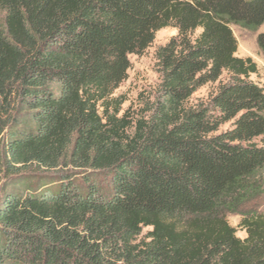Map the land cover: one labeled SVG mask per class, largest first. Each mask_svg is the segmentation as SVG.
Wrapping results in <instances>:
<instances>
[{"label": "trees", "instance_id": "trees-1", "mask_svg": "<svg viewBox=\"0 0 264 264\" xmlns=\"http://www.w3.org/2000/svg\"><path fill=\"white\" fill-rule=\"evenodd\" d=\"M263 23L264 0H0V264H264V213L243 239L226 217L264 192V87L231 28ZM165 27L134 118L115 91Z\"/></svg>", "mask_w": 264, "mask_h": 264}, {"label": "rangeland", "instance_id": "rangeland-1", "mask_svg": "<svg viewBox=\"0 0 264 264\" xmlns=\"http://www.w3.org/2000/svg\"><path fill=\"white\" fill-rule=\"evenodd\" d=\"M231 28L238 41L237 55L243 58L251 57L258 65V72L251 74L249 79L264 87V54L258 45V36L264 32V23L256 29H249L236 24H231ZM176 33L177 30L173 27L162 28L156 32L152 45L143 54H131L129 56L131 67L128 70V77L114 94L125 99L122 112L127 111L134 118L147 116V107L158 97V87L161 81V74L156 66V50L165 45ZM199 33L200 30L197 31V34ZM229 80L230 75L225 72L218 81L202 86L190 97L187 107L207 102L219 85ZM231 127L232 122L225 123L217 133L226 131ZM3 148L4 144L1 141L0 151ZM252 211L264 213V192L246 202L240 208V213H226L228 222L237 228V235L242 239L247 236L246 231L239 226L242 214ZM149 230L150 228H145L143 235Z\"/></svg>", "mask_w": 264, "mask_h": 264}]
</instances>
